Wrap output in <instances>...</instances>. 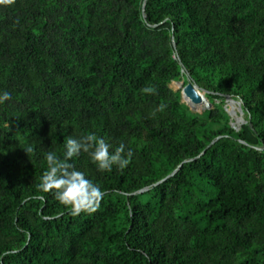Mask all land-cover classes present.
<instances>
[{"label":"trees","instance_id":"1","mask_svg":"<svg viewBox=\"0 0 264 264\" xmlns=\"http://www.w3.org/2000/svg\"><path fill=\"white\" fill-rule=\"evenodd\" d=\"M143 2L0 5V264H264V0H147L146 20ZM188 77L212 107L170 86ZM89 131L135 156L104 173L76 157L104 196L73 215L38 188L43 154Z\"/></svg>","mask_w":264,"mask_h":264},{"label":"clouds","instance_id":"2","mask_svg":"<svg viewBox=\"0 0 264 264\" xmlns=\"http://www.w3.org/2000/svg\"><path fill=\"white\" fill-rule=\"evenodd\" d=\"M14 0H0V5H11ZM157 92L156 85L146 83L140 88L141 95L153 96ZM10 91L0 89V106L5 102H11ZM167 104L163 101L156 104L149 112V117H154L157 113H163ZM27 153H31V147L25 148ZM81 153H86L91 163L96 166L97 171L111 172L115 167L123 170L130 165L135 149L131 143L119 140L113 143L104 136L94 131L81 133L79 135H67L64 139V148L61 155H57L54 150H47L43 154V160L47 163V168L40 177L38 188L45 192H51L54 198L62 205L68 207L73 215L81 212H93L100 206V201L104 192L99 184L94 182L86 171L75 165V158ZM15 249H13V252ZM5 255L8 253L5 252Z\"/></svg>","mask_w":264,"mask_h":264},{"label":"water","instance_id":"3","mask_svg":"<svg viewBox=\"0 0 264 264\" xmlns=\"http://www.w3.org/2000/svg\"><path fill=\"white\" fill-rule=\"evenodd\" d=\"M146 1L147 0H144V2H143V14H144V18H145V20H146V18H147V15H146V9H145V7H146ZM153 27H156V26H158V24H155V25H152ZM175 44V43H174ZM188 76H189V73H188ZM189 79H188V82L187 83H185L184 82V80H181V81H179L181 84H182V93H184L185 94V96L188 98V99H190L193 103H200V102H202L203 100H206L207 101V97H206V95H205V93L207 92L204 88H202V87H200L194 80H193V78H191V77H188ZM226 97H227V99H232L233 101H235V102H237V105H238V108H239V112L242 114L243 113V109H242V103H243V101H242V99H240V98H238V99H235L233 96H231V95H229V94H227L226 95ZM189 104V103H188ZM208 105H212V104H210V103H208ZM245 122V120L242 122V123H244ZM250 125H252L251 123H250ZM235 130H238L239 128H234ZM220 137V136H219ZM219 137H217V138H215L210 144H208V146L206 147V149L207 148H209L217 139H219ZM259 149H262L263 147H258ZM206 149L205 150H203L197 157H200L205 151H206ZM193 159H195V158H190V159H185L183 162H181L178 166H177V168H175L174 170H173V172H171L169 175H167L166 177H164L163 179H161V180H159V181H157V182H155L152 186H155V185H158V184H160L161 182H163V181H165V180H167V179H169L170 177H172L180 168H181V166L183 165V163H185V162H188V161H191V160H193ZM151 186H146V187H144V188H142V189H140V190H137V191H134V192H132L131 194H136V193H141V192H144V191H146V190H148L149 188H150Z\"/></svg>","mask_w":264,"mask_h":264},{"label":"bare ground","instance_id":"4","mask_svg":"<svg viewBox=\"0 0 264 264\" xmlns=\"http://www.w3.org/2000/svg\"><path fill=\"white\" fill-rule=\"evenodd\" d=\"M182 95H183V99L186 101V102H188L190 105H191V107L192 108H194L195 110H198V111H203V110H205L206 108H207V104L208 103H210L211 104V102L207 99V101L206 100H203L202 102H200V103H193L190 99H188L186 96H185V94L184 93H182ZM226 103H227V106H228V108H229V111H230V115L231 116H233L232 115V113H231V109H232V106H236V104H237V102H235V101H233L232 99H227L226 100ZM232 112H233V110H232ZM239 114H240V112H239ZM241 115V114H240ZM234 117V123L235 124H240L241 123V121L243 120L242 118H241V116L239 117V116H237V115H235V116H233Z\"/></svg>","mask_w":264,"mask_h":264},{"label":"rangeland","instance_id":"5","mask_svg":"<svg viewBox=\"0 0 264 264\" xmlns=\"http://www.w3.org/2000/svg\"><path fill=\"white\" fill-rule=\"evenodd\" d=\"M170 86L174 89V90H182V84L179 82V81H173L171 84H170ZM182 100L184 101V102H186L184 99H183V95H182ZM226 100H227V97H226V99H225V102H224V105H225V108H226V110L228 111V113L230 114V111H229V108H228V106H227V103H226ZM188 103V102H187ZM190 105V104H189ZM191 106V105H190ZM210 107H212V105H208L207 104V108H210ZM206 108V109H207ZM194 111H198V110H195L194 108H192ZM232 110H233V112H232ZM198 112H201V111H198ZM231 113H232V115L233 116H235V115H237V116H241V118L243 119L242 121H241V123L240 124H235L234 123V117L233 116H231L230 115V118H231V126L233 127V128H239L240 126H241V124H242V122L245 120L244 119V113H240L239 114V108H238V105L236 104V106L234 105V106H232V109H231Z\"/></svg>","mask_w":264,"mask_h":264}]
</instances>
